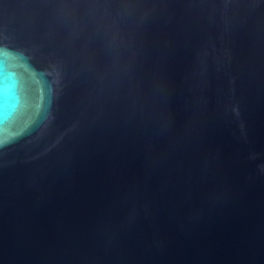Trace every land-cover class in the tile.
<instances>
[{"label":"water","instance_id":"1","mask_svg":"<svg viewBox=\"0 0 264 264\" xmlns=\"http://www.w3.org/2000/svg\"><path fill=\"white\" fill-rule=\"evenodd\" d=\"M0 264H264V0H0Z\"/></svg>","mask_w":264,"mask_h":264}]
</instances>
